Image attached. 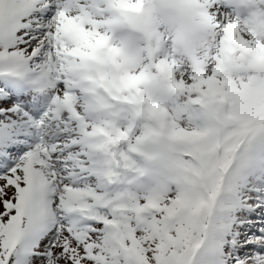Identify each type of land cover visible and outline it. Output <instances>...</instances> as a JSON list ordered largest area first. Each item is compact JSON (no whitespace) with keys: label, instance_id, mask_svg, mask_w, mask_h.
I'll return each instance as SVG.
<instances>
[{"label":"snow or ice","instance_id":"1","mask_svg":"<svg viewBox=\"0 0 264 264\" xmlns=\"http://www.w3.org/2000/svg\"><path fill=\"white\" fill-rule=\"evenodd\" d=\"M180 2L0 0V264H264V0Z\"/></svg>","mask_w":264,"mask_h":264},{"label":"clouds","instance_id":"2","mask_svg":"<svg viewBox=\"0 0 264 264\" xmlns=\"http://www.w3.org/2000/svg\"><path fill=\"white\" fill-rule=\"evenodd\" d=\"M157 13L171 19L165 27L170 35H182L187 25L194 20L191 12L181 4L180 0H154ZM126 20H120L117 24L116 34L124 37V44L129 55L140 56L139 45L142 40V30L144 28V17L140 13L128 12ZM187 64V61H184Z\"/></svg>","mask_w":264,"mask_h":264}]
</instances>
